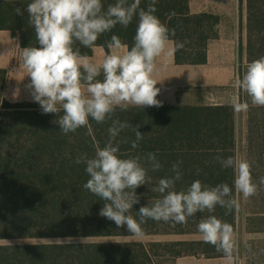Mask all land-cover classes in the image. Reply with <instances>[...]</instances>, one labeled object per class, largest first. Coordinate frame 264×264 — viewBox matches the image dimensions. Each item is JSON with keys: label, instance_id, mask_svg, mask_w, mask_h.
<instances>
[{"label": "trees", "instance_id": "trees-1", "mask_svg": "<svg viewBox=\"0 0 264 264\" xmlns=\"http://www.w3.org/2000/svg\"><path fill=\"white\" fill-rule=\"evenodd\" d=\"M241 1V0H240ZM29 0H0V30L19 36L23 49L38 46L28 15L18 16L14 9L26 7ZM105 8L115 0H103ZM149 0H141L147 9ZM155 15L170 30L169 40L175 43L177 65H203L207 62L208 43L218 37L219 17L213 14H191L189 0H158ZM246 63L264 57V0H246ZM171 30L175 35H171ZM136 20L126 29L117 25L102 34L95 46L108 50L112 35L120 38L130 50L134 43ZM183 47L176 49V44ZM94 46V47H95ZM81 55L91 56L93 48L79 43ZM240 59L243 45L240 41ZM242 63V62H241ZM241 72V66L240 70ZM8 71L0 69V240L132 237L125 228H117L99 216L104 201L85 189L89 179L84 163L77 157L92 158L97 144L103 147L109 139L112 120L127 122L128 128L117 137L123 158L144 157L152 152L162 167L149 170L151 183L136 189L140 203L134 204L131 215L137 217L142 205L159 198L152 191L159 179L173 177L172 164H179L181 180L176 190H186L195 180L214 187L227 183L234 189V173L224 169L217 156H235V110L232 105H162L160 107L119 108L112 119L89 125L74 133L63 134L56 124V114H42L40 107L29 103H11L3 97ZM102 79V76L99 77ZM241 101H244L242 97ZM144 135L135 149L134 127ZM248 159L253 181L264 177V106L249 104L247 122ZM127 140V143L124 141ZM116 142L114 141V144ZM145 167L147 165L145 164ZM199 169V172L197 170ZM251 213L250 232H264V186L256 194ZM253 199V197H251ZM217 206L213 215L236 227V209ZM207 211L198 212L187 224L146 220L143 236L200 234L197 225ZM251 221L256 224L251 227ZM184 256L225 257L216 247L203 240L174 242H74L72 244L0 245V264H161L159 258L176 260Z\"/></svg>", "mask_w": 264, "mask_h": 264}, {"label": "clouds", "instance_id": "clouds-1", "mask_svg": "<svg viewBox=\"0 0 264 264\" xmlns=\"http://www.w3.org/2000/svg\"><path fill=\"white\" fill-rule=\"evenodd\" d=\"M158 0H149L147 9L141 7V0H115L105 8L103 0H29L26 7L14 9L18 16L28 15L38 46L22 49L21 58L30 83L33 101L38 103L42 114H56V124L63 134L75 132L89 125V118L97 123L112 119L119 108L160 107L157 99L160 88L154 79L157 58L165 54L170 30L155 15ZM136 20L134 43L123 54L107 55L99 64L81 55L77 43L92 48L98 38L111 32L117 25L127 28ZM171 35L175 31L171 30ZM111 49H127L120 38L112 35L108 42ZM183 47L176 44V49ZM171 51L167 55H171ZM102 76V79L99 77ZM236 94L231 99L234 110L246 112L247 101H241L240 92L249 97L252 106H264V57L248 63L242 78L237 75L234 81ZM127 122L112 120L108 128L109 139L103 147L95 146L92 158L77 157L75 163H84L89 176L83 187L104 201L99 216L125 228L134 237L144 235L142 224L148 220L187 224L190 217L207 211L197 230L205 243L223 252L232 261L237 251V237L233 226L219 219L214 212L217 206L226 210L225 214L240 206L237 196L248 199L255 196L264 186V177L253 181L252 165L247 159L236 156L217 161L224 169L234 173V189L227 183L214 187L204 185L200 180L193 181L186 190H176L175 184L182 173L177 162L172 164L173 177L161 178L152 191L159 198L140 206L137 219L131 215L133 205L140 203L136 189L151 183L149 170L155 172L162 165L155 153L149 152L141 163V157L123 158L120 155V142L117 137L128 128ZM134 127L133 149L139 146L144 135ZM114 141L116 142L114 144ZM128 141L125 140L124 143ZM145 164L147 167H145ZM199 172V169L197 170ZM49 242L72 244L74 238H55Z\"/></svg>", "mask_w": 264, "mask_h": 264}, {"label": "crops", "instance_id": "crops-1", "mask_svg": "<svg viewBox=\"0 0 264 264\" xmlns=\"http://www.w3.org/2000/svg\"><path fill=\"white\" fill-rule=\"evenodd\" d=\"M189 6L191 14L207 13L219 17L218 37L209 41L207 62L203 65H177L175 43L169 40L165 54L157 58V70L154 74V79L158 81L156 86L160 88V101L162 105L171 106L232 105L231 99L237 91L234 88V81L240 66L244 68L247 65L246 0H189ZM240 41L243 45L241 59ZM126 50L128 47L106 50L102 46H95L92 55L88 57L99 64L107 55L123 54ZM168 51L172 54L167 55ZM21 53L19 36H14L10 31L0 30V69L8 71L3 97L11 103H29L40 107L33 101L31 91L26 87L30 83V77L26 76V70L23 68ZM202 98L208 102H199ZM234 117L235 132L241 121L243 132L246 133V112L235 111ZM258 234L264 235V232ZM192 237L203 240L200 234ZM175 264H236V259L234 256L232 261L227 260L226 257L184 256L178 258Z\"/></svg>", "mask_w": 264, "mask_h": 264}, {"label": "rangeland", "instance_id": "rangeland-1", "mask_svg": "<svg viewBox=\"0 0 264 264\" xmlns=\"http://www.w3.org/2000/svg\"><path fill=\"white\" fill-rule=\"evenodd\" d=\"M240 70V68H239ZM246 70L241 66V72L238 71V75L242 78ZM240 97L249 104L250 99L243 92H240ZM199 102L206 103L208 100L205 98L200 99ZM256 107V106H254ZM247 122H248V110L246 111ZM248 126V124H247ZM239 155L242 159H248V145H247V131L243 132L242 122L240 121L237 125V132H235V156ZM256 196V195H255ZM252 196L248 199H244L242 196H237L240 202V206L236 209V227L235 234L237 237L238 248L234 253L236 264H264V235L258 234L261 232H250V220L252 219L251 213L254 212L256 206H260L257 202V197ZM251 221V227H254ZM192 235H149L142 237H107V238H77L75 242H174V241H194L198 240L193 238ZM188 237V238H184ZM41 243H55L49 242V239H25V240H0V245H17V244H41ZM161 264H172L171 259L159 258Z\"/></svg>", "mask_w": 264, "mask_h": 264}, {"label": "built area", "instance_id": "built-area-1", "mask_svg": "<svg viewBox=\"0 0 264 264\" xmlns=\"http://www.w3.org/2000/svg\"><path fill=\"white\" fill-rule=\"evenodd\" d=\"M157 99L160 101V97H159V95L157 96Z\"/></svg>", "mask_w": 264, "mask_h": 264}]
</instances>
